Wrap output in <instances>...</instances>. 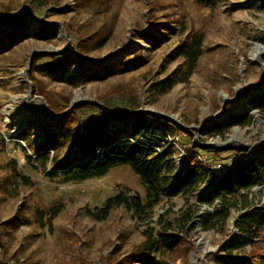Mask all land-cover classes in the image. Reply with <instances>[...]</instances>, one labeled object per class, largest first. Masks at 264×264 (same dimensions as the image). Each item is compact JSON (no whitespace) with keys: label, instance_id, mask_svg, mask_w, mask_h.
<instances>
[{"label":"rangeland","instance_id":"374dc122","mask_svg":"<svg viewBox=\"0 0 264 264\" xmlns=\"http://www.w3.org/2000/svg\"><path fill=\"white\" fill-rule=\"evenodd\" d=\"M19 12L21 34L0 50V264H124L148 236L159 240L149 253L158 264H264V229L252 243L234 231L240 214L264 207V168L249 189L227 196L223 220L210 173L148 206L127 165L80 180L58 170L84 158L90 129L110 142L153 124L178 134L149 155L168 153L162 163L171 183L198 155L209 163L236 155L264 161V111L250 105L264 88V0H0L4 27ZM194 38L200 55L191 66L184 51ZM63 58L66 70L52 71ZM75 99L73 135L49 142L66 118L39 109L59 116ZM228 117L243 122L209 131ZM208 142V150L194 147ZM118 193L139 196L144 210L101 213ZM167 236L190 241L174 261L161 254Z\"/></svg>","mask_w":264,"mask_h":264},{"label":"trees","instance_id":"16d2710c","mask_svg":"<svg viewBox=\"0 0 264 264\" xmlns=\"http://www.w3.org/2000/svg\"><path fill=\"white\" fill-rule=\"evenodd\" d=\"M24 22L25 15L21 13L12 21L9 29L0 23V50L15 42L21 34ZM47 28L48 27L45 26L43 27L44 30ZM199 48L200 39L194 38L184 51V57L191 66L200 55ZM68 65L66 58L58 59L50 63L52 71H64ZM250 105L254 109L264 111V88H262L260 93L251 100ZM72 122V115H68L58 131L48 133L47 140L49 142L53 140H68L74 133V128L71 127ZM242 122L243 120L240 117H228L222 123L213 124L208 129L210 132L220 135L231 126L241 124ZM140 129V127L137 129V136L122 135L110 142H105L100 138L95 129H90L88 133L89 139L92 140V142L90 144H85L84 158L73 163L68 162L65 168L58 167V170L63 172V175L67 179L80 180L100 177L106 174L112 167L127 165L144 183L148 206L156 203L160 194L163 192H167L166 194L168 195H174L180 190L186 192L194 189L201 181L199 172L210 173L214 177L212 191L221 199L224 212L222 214L223 220L227 215V208L232 206L227 196H232L239 190L249 189L255 179L253 175L264 168V161L260 159L243 161L238 156V160L235 162L232 169L228 170L224 175L216 176L210 169L202 168L198 161H195L191 165L187 163L182 173L171 183L169 172H166L162 163L168 153L163 152L155 157H149V155L156 152L157 147L160 145V141L173 132L166 127L157 126L155 124L148 128ZM194 147H199L202 150L211 148L208 145H194ZM237 150L241 151V149ZM214 153H217V151ZM18 177L23 183H27L28 179L25 176L18 175ZM167 185L168 188H166ZM120 205L132 208L137 213L142 212L146 206L137 195L118 193L106 198L100 211L106 214L111 208ZM190 217L191 214L189 213L185 217V221H188ZM5 224L12 225L10 221H7ZM235 226L243 242L252 243L253 239L258 238L259 231L264 229V207L253 206L249 210L243 212L236 219ZM161 240V254H165L168 258H171V261L175 260V253L177 250H181V253L185 252L187 250V244L190 242L188 240H183L184 242H181V240H174L172 236L161 237ZM157 242L159 243L158 239L148 236L134 252L125 255L122 262L124 264H136V262L139 261L138 264H158V262L149 259V253ZM144 250H147L148 253Z\"/></svg>","mask_w":264,"mask_h":264},{"label":"built area","instance_id":"2783aa9c","mask_svg":"<svg viewBox=\"0 0 264 264\" xmlns=\"http://www.w3.org/2000/svg\"><path fill=\"white\" fill-rule=\"evenodd\" d=\"M178 141V134L171 133L167 135L163 140L160 141V145L157 147V150L160 149H169ZM183 152V150H182ZM198 163L202 168L210 169L216 176L224 175L228 170L232 169L235 162L238 160V155L234 156L227 161H216L214 163H209L205 158L199 157ZM192 164L191 162L189 163ZM234 231H237L235 229Z\"/></svg>","mask_w":264,"mask_h":264},{"label":"water","instance_id":"95a60500","mask_svg":"<svg viewBox=\"0 0 264 264\" xmlns=\"http://www.w3.org/2000/svg\"><path fill=\"white\" fill-rule=\"evenodd\" d=\"M23 11H24V9H23ZM22 12V11H21ZM21 13L19 12V13H17L14 17H12L11 19H10V22H12L15 18H17L19 15H20ZM1 21V20H0ZM62 27V26H61ZM61 52H63V51H57L56 52V54H58V53H61ZM32 60H33V55H31V57L29 58V60H28V67H27V69L30 67V65H31V63H32ZM89 103H93V104H97L98 106H100V107H102V108H105L103 105H101L99 102H97V101H93V100H89L88 101ZM80 103V101L79 100H77V99H75V100H73V101H71V103H70V106L61 114V115H59V116H54V115H52L51 113H49V111L47 110V109H45V108H40L39 110H41V112H43V113H45V114H47L48 115V117L50 118V119H52V120H54V121H61V120H63L64 118H66L67 117V115L69 114V112L71 111V109L72 108H74L77 104H79ZM132 114L130 113V114H126V115H124V117H130ZM212 143L211 142H208L207 143V145H211Z\"/></svg>","mask_w":264,"mask_h":264},{"label":"bare ground","instance_id":"6f19581e","mask_svg":"<svg viewBox=\"0 0 264 264\" xmlns=\"http://www.w3.org/2000/svg\"><path fill=\"white\" fill-rule=\"evenodd\" d=\"M257 54V53H256ZM256 54L254 53L252 56H253V58H255L256 57Z\"/></svg>","mask_w":264,"mask_h":264}]
</instances>
